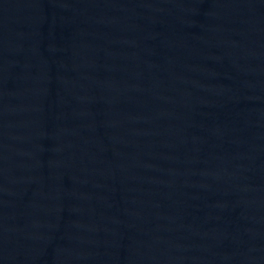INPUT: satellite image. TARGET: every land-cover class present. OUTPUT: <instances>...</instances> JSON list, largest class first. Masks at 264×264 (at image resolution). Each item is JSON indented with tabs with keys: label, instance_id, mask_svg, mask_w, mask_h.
<instances>
[{
	"label": "water",
	"instance_id": "water-1",
	"mask_svg": "<svg viewBox=\"0 0 264 264\" xmlns=\"http://www.w3.org/2000/svg\"><path fill=\"white\" fill-rule=\"evenodd\" d=\"M0 264H264V0H0Z\"/></svg>",
	"mask_w": 264,
	"mask_h": 264
}]
</instances>
